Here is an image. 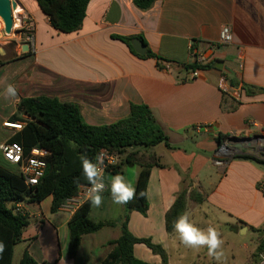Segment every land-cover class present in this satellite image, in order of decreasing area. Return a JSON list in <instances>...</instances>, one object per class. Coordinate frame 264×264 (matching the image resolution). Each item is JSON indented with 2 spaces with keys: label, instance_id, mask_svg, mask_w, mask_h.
Masks as SVG:
<instances>
[{
  "label": "crops",
  "instance_id": "crops-1",
  "mask_svg": "<svg viewBox=\"0 0 264 264\" xmlns=\"http://www.w3.org/2000/svg\"><path fill=\"white\" fill-rule=\"evenodd\" d=\"M15 1L35 22L36 46L23 52L17 36L0 39V167L18 172L5 161L1 146L21 130L10 124H15L12 118L22 99L46 96L77 104L91 126L116 123L129 116L133 104L146 105L172 148L160 144L151 150L161 166L151 170L147 215L132 212L129 231L160 245L166 264H217L207 248L185 247L175 230L166 229V214L178 194L195 190L204 201L197 204L188 198L184 213L202 230H219L225 264H259L261 257L255 254L261 240L258 230L264 229V163L238 156L218 166L214 158L220 135L264 138V0H159L146 11L134 0H90L81 28L68 34L53 28L35 0ZM223 27L230 29L232 42L218 48L214 67L199 70L192 80L169 66L159 69L155 59L139 58L116 38L141 36L155 54L192 63L189 45L201 51L217 43ZM225 78L230 91L220 88ZM8 84L17 88L18 98L7 96ZM126 169L122 175L136 178L135 187L140 168L136 174ZM110 186L106 184L97 208L107 216L116 208L120 217L124 206L113 202ZM106 195L112 204L105 202ZM52 200L49 196L40 203H17L31 223L14 248L13 264H20L26 250L40 264H101L113 246L97 263H90L89 255L98 235L116 230L121 217H91L117 224L85 235L75 258H69L68 224L74 213L62 208L53 213ZM247 235L250 239L243 240ZM119 237L98 246L110 247ZM133 252L141 262L164 264L145 244H136Z\"/></svg>",
  "mask_w": 264,
  "mask_h": 264
},
{
  "label": "trees",
  "instance_id": "trees-1",
  "mask_svg": "<svg viewBox=\"0 0 264 264\" xmlns=\"http://www.w3.org/2000/svg\"><path fill=\"white\" fill-rule=\"evenodd\" d=\"M42 13L49 18L51 25L63 33L77 32L86 17L90 0H35ZM159 0H134V5L143 11L150 9ZM136 56L141 59L152 58L159 69L171 67L177 73L206 70L214 67L212 63L199 64L179 63L167 60L155 54L145 39L138 37H121ZM135 38L143 40L147 51L145 55L134 52L132 41ZM14 123H22V129L10 140V144L23 146L25 154L29 155L34 148L48 151L44 160L47 164L45 175L40 183L28 187L24 179L15 172L0 167V241L5 245V251L0 255V264H13L14 248L23 241V233L31 221L27 215L14 211L15 204L29 200L40 203L52 196L53 213L58 212L62 205L76 196L81 185H88L82 176L81 155H87L94 163L95 157L102 149H107L118 157L116 165L108 168L106 173L122 175L128 167L138 166L140 172L135 185L137 197L128 204H123L125 214L120 222L121 235L111 241V252L101 264H147L137 260L133 248L136 244H145L154 254L161 256L167 263V254L160 245H155L150 239L137 238L128 229L130 214L134 211L146 216L149 209L148 197H140V192H147L151 170L160 167L157 156L151 152L153 148L164 144L172 148L169 138L157 121L152 110L143 104H133L129 116L116 123L103 126L88 125L81 114V108L74 103H63L58 99L46 96L25 98L18 105L17 114L12 118ZM223 136L220 135L219 143ZM241 159L264 163L250 156H240ZM80 177V183L74 179ZM188 198L197 204H202L204 198L197 191L189 194L183 190L178 194L173 206L166 214V229L174 231L177 218L184 214ZM93 205L86 201L69 221V249L67 256L75 258L85 235L94 234L105 227H113V221H95L91 218ZM261 233L257 253L264 256V229ZM20 264H40L29 253L24 251ZM50 264V263H43Z\"/></svg>",
  "mask_w": 264,
  "mask_h": 264
},
{
  "label": "built area",
  "instance_id": "built-area-1",
  "mask_svg": "<svg viewBox=\"0 0 264 264\" xmlns=\"http://www.w3.org/2000/svg\"><path fill=\"white\" fill-rule=\"evenodd\" d=\"M14 30L11 35L17 36L16 44L21 48L24 45L29 46L30 51H35L36 37H35V22L34 20L17 10L13 11ZM19 26V27H18ZM19 28L18 30H16ZM4 31V22L0 18V33ZM232 42V34L228 27H223L220 31L219 40L217 43H210L203 50H198L194 44L189 45V52L193 58V62L199 64H209L215 60V55L220 46L227 45ZM186 80L195 79L198 75L197 71H190L184 73ZM220 88L225 91H230L227 79H222ZM14 129H22V123L10 124ZM7 124V126H10ZM1 151L6 162L17 167L18 174L24 179L28 187L36 186L45 175L47 164L44 160L48 151L41 148H34L29 155L25 154L23 146L19 144L5 143L1 146ZM101 151L105 154L104 163L102 165L104 172L118 162V157L107 149ZM100 151V152H101ZM238 156H250L264 162V138H249V139H236L232 135L223 138L215 153L214 162L218 166H225L231 160ZM89 185H81L78 194L68 199L63 205L62 209L75 214V212L86 202L87 191ZM15 204L14 211L16 213L26 215V213ZM264 264V256H261L260 263Z\"/></svg>",
  "mask_w": 264,
  "mask_h": 264
},
{
  "label": "clouds",
  "instance_id": "clouds-1",
  "mask_svg": "<svg viewBox=\"0 0 264 264\" xmlns=\"http://www.w3.org/2000/svg\"><path fill=\"white\" fill-rule=\"evenodd\" d=\"M7 96L18 98V90L12 85L8 84L4 90ZM82 176L87 181L89 188L87 191V198L95 207H99L103 201V193L106 184L103 179L104 169L102 167L105 159L103 151L98 153L95 157V163L87 157L81 155ZM74 183H80V177L74 179ZM110 195L116 204H128L137 197L136 188L129 184L125 177L116 175L112 177L110 186ZM140 197L143 198L148 195L147 192H140ZM174 230L178 234L179 241L188 248H202L206 247L208 255L213 257L217 264H225V255L222 250L223 240L221 233L214 226H209L206 230H202L191 222L187 213L181 214L174 224ZM6 245L0 241V255L5 251Z\"/></svg>",
  "mask_w": 264,
  "mask_h": 264
},
{
  "label": "rangeland",
  "instance_id": "rangeland-1",
  "mask_svg": "<svg viewBox=\"0 0 264 264\" xmlns=\"http://www.w3.org/2000/svg\"><path fill=\"white\" fill-rule=\"evenodd\" d=\"M19 27V26H18ZM19 28H17L16 30H18ZM126 171H128V172H133V173H135L136 174V172H138V167L137 166H132V167H128L127 169H126ZM115 175H113V174H110V173H106V175H105V177H104V182L106 183V184H108L109 186L111 185V180H112V177H114ZM122 176H124L125 177V180L129 183V184H131V185H133L134 186V184H135V181H136V178H134V179H132L131 180V178L129 177L128 178V176L125 174V175H122ZM105 202L106 201H109V204H112L111 203V198H110V196L109 195H106V197H105ZM121 205V204H120ZM106 207L108 208L109 206L108 205H106ZM116 207V206H115ZM112 214H109L108 216H107V214H101V212H100V210H99V208H97V207H95L94 208V211H93V213H92V215H91V217L93 218V219H103V218H106V219H117V220H119L120 219V217H121V219L119 220L120 222H121V220H122V218H123V216H124V214H125V208H124V213H123V215H121L120 217L119 216H117L116 215V213H117V209L116 208H114L113 210H112V212H111ZM120 234H121V229H120V226H118V228L115 230V229H105V230H103L99 235H98V237H97V240H96V247L94 248V253H93V255L92 256H90L89 255V258H90V263L93 261L94 263L96 262H98V261H100L105 255H106V253L108 252V250H109V248L111 249L112 248V246H108V247H100V246H98L101 242H103V244L105 245V242L107 241V240H111V239H115V238H117L118 236H120ZM250 237H251V235H247V236H244L242 239L243 240H245V241H248L249 239H250ZM102 244V245H103ZM18 249H20V248H18ZM205 249H206V247H205ZM19 251V250H18ZM83 263V262H82ZM15 264H16V262H15ZM84 264V263H83Z\"/></svg>",
  "mask_w": 264,
  "mask_h": 264
},
{
  "label": "water",
  "instance_id": "water-1",
  "mask_svg": "<svg viewBox=\"0 0 264 264\" xmlns=\"http://www.w3.org/2000/svg\"><path fill=\"white\" fill-rule=\"evenodd\" d=\"M18 4L15 0H0V18L4 22V31L0 33V39L4 36L11 35L14 28L13 11L17 10ZM135 52L139 55H145L147 47L140 38L132 41ZM29 51V46H23V52ZM217 67H221L217 65Z\"/></svg>",
  "mask_w": 264,
  "mask_h": 264
}]
</instances>
